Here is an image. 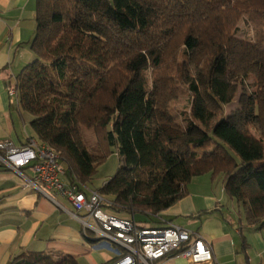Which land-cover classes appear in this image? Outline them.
Masks as SVG:
<instances>
[{"label":"trees","instance_id":"16d2710c","mask_svg":"<svg viewBox=\"0 0 264 264\" xmlns=\"http://www.w3.org/2000/svg\"><path fill=\"white\" fill-rule=\"evenodd\" d=\"M35 12L19 106L68 182L87 191L115 148L120 166L95 189L111 211L157 217L210 173L248 225L264 229V0H36ZM243 19L253 39L237 35ZM246 81L252 91L231 119L232 86ZM186 91L190 109L174 115ZM170 130L190 153L172 146ZM10 264L79 262L23 250Z\"/></svg>","mask_w":264,"mask_h":264},{"label":"crops","instance_id":"0c3cea01","mask_svg":"<svg viewBox=\"0 0 264 264\" xmlns=\"http://www.w3.org/2000/svg\"><path fill=\"white\" fill-rule=\"evenodd\" d=\"M35 11L36 0H0V142L17 147L37 135L30 124L32 116L11 102L6 88L34 58L28 42L35 30ZM31 176L29 167L18 173L0 161V264H10L23 250L70 254L79 264H111L120 259L123 248L85 228L68 200L59 198L55 204L25 187L26 177ZM193 180L197 181L188 194L155 217L154 226L172 224L198 233L211 242L215 263L264 264V229L248 225L244 209L227 195L223 181L215 191L210 173ZM205 210L208 213L199 215ZM89 222L97 225L93 219ZM89 231L96 235L91 237ZM153 264L191 262L170 255Z\"/></svg>","mask_w":264,"mask_h":264},{"label":"built area","instance_id":"2783aa9c","mask_svg":"<svg viewBox=\"0 0 264 264\" xmlns=\"http://www.w3.org/2000/svg\"><path fill=\"white\" fill-rule=\"evenodd\" d=\"M6 89L11 102L19 105L16 77L7 82ZM0 161L18 173L31 168L33 176L26 177L25 187L37 190L55 204L59 198L68 200L85 228L90 227L102 238L119 244L123 253L111 264H153L170 255L183 256L191 264H218L211 242L198 233L172 224L142 227L133 213L122 215L107 208L110 200L105 195L90 188L81 191L66 181L60 154L35 136L28 137L20 147L10 141L0 142ZM91 219L97 225L90 224Z\"/></svg>","mask_w":264,"mask_h":264},{"label":"rangeland","instance_id":"374dc122","mask_svg":"<svg viewBox=\"0 0 264 264\" xmlns=\"http://www.w3.org/2000/svg\"><path fill=\"white\" fill-rule=\"evenodd\" d=\"M252 26L253 25L248 20L243 19L239 23V32L237 33V35L241 38L253 39L254 29ZM185 81H186L185 86L189 87L191 83L190 71L186 72ZM250 82L251 81H246L244 83H237L232 86L230 92L231 101L226 105V115L229 118L234 119L235 115L238 113V111L243 107L244 103L246 102L248 95L252 91V86ZM190 105H191L190 94L186 91L181 95V97L177 101L172 103L173 114L177 115L179 112L183 111L184 109H190ZM169 133L173 138L171 144L174 148L183 150L188 153L192 151V146L186 143V138L183 137L179 132L170 130ZM86 141L87 144L91 147L96 145V138L94 137L93 132L86 131ZM119 166H120V158L116 152V149L112 148L106 160L101 165H99L97 172L93 177V179L91 180V182L88 183L89 188L90 189L100 188L106 180L111 178L116 173ZM196 177H202V175ZM196 181L197 180H192L191 183L188 185V188H190L191 185L194 186L195 185L194 183H196ZM222 181L223 179L221 175L215 178V182H214L215 191L221 188ZM135 218L138 221V224L142 227H153L154 223L156 222L155 217L154 218L146 217L140 214H136ZM89 234L91 237H94L96 235L92 231H89Z\"/></svg>","mask_w":264,"mask_h":264}]
</instances>
